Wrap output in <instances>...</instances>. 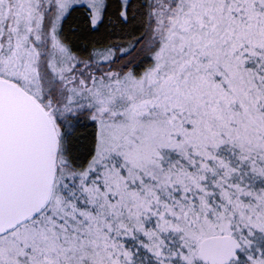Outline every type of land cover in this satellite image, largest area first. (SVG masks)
<instances>
[{"label": "snow or ice", "instance_id": "6c2138e0", "mask_svg": "<svg viewBox=\"0 0 264 264\" xmlns=\"http://www.w3.org/2000/svg\"><path fill=\"white\" fill-rule=\"evenodd\" d=\"M0 264H264V0H0Z\"/></svg>", "mask_w": 264, "mask_h": 264}]
</instances>
